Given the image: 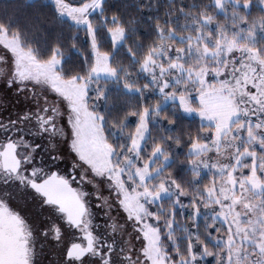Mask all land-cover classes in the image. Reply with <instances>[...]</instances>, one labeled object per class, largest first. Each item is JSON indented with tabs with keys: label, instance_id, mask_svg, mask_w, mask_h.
<instances>
[{
	"label": "snow or ice",
	"instance_id": "obj_1",
	"mask_svg": "<svg viewBox=\"0 0 264 264\" xmlns=\"http://www.w3.org/2000/svg\"><path fill=\"white\" fill-rule=\"evenodd\" d=\"M51 6L57 20L68 21L72 49H77V41L83 44L79 50L82 70L68 82L62 78L63 23L46 55L25 39L27 33L11 30V19L0 25V87L30 93L36 101L35 110L18 113L7 125L0 122V174L13 177L0 186V230L16 255L12 260L0 259V264H34L33 249L27 246L32 225L58 250L53 253L55 264H201L202 257L204 264H264V44L248 43L257 27L264 32V24L243 21L247 24L243 42L241 32L198 35V54L217 57L225 68L227 58L241 55L232 61L231 73L220 74L218 84L209 85L206 73L201 76L189 70L191 83L181 88L184 78L174 74L185 70L184 49H177L176 59L169 57L165 65L158 59L167 40L163 34L141 58L128 45V64H113L117 47L126 43L129 34L136 35L134 18L110 14L105 0H51ZM209 39L214 40L212 48L207 45ZM101 74L118 80L124 92L137 93L141 103L126 113L136 120L115 164L113 148L106 167L97 165L96 177L104 187L97 192L98 185H90L92 201H88L82 199L88 192L71 191L78 169L71 173L64 169L63 177L57 179L61 177L57 156L62 159L67 149L82 161L80 154L89 151L82 134L94 127L95 117L88 107L87 88L93 82L99 85ZM140 74L145 76L142 87ZM169 79H175V84ZM205 86L230 101V112L223 118L205 107ZM150 90L165 100L175 98L187 113L195 111L202 121L196 135L161 126V136L145 145L150 118L154 121L161 115L159 101L142 102ZM106 91V86H98L97 99L106 98ZM198 97L199 105L193 107ZM49 101H54V107H49ZM120 103L126 101L121 97ZM233 115L244 119L233 125ZM99 119L102 126L105 117ZM165 119L175 128L174 119L166 115ZM128 123L122 120L115 126L123 134ZM49 144L56 148L49 154V160L57 161L54 164L40 156ZM202 169L208 170V181L202 182ZM58 184L68 186L70 198L64 202L54 198ZM21 195L29 198L24 212L39 196L47 215L26 220L24 212L14 208ZM102 200L107 207L101 216L96 209L104 207ZM185 209L190 212L186 214ZM202 209L209 213L203 236ZM101 221L112 229L103 237Z\"/></svg>",
	"mask_w": 264,
	"mask_h": 264
},
{
	"label": "trees",
	"instance_id": "obj_2",
	"mask_svg": "<svg viewBox=\"0 0 264 264\" xmlns=\"http://www.w3.org/2000/svg\"><path fill=\"white\" fill-rule=\"evenodd\" d=\"M239 4H249L250 9L246 15L252 20L264 17L262 9L258 5L259 0H234ZM109 6V12L115 13L123 18L136 20V35L129 34L126 43L122 42L117 47L113 56V64H128L126 47L131 45V50L136 53L137 58H141L148 47L155 46V41L161 34L169 40L168 36L173 33L181 37L187 35L192 30V25L202 17L212 18L216 22H222L224 18L218 15L213 6L212 0H105ZM9 19L12 21V31L19 28L21 33H27L25 39L37 47L42 54H47V50L56 42L57 33L61 31L60 25H65L64 37L60 40L63 51V73L62 78L69 80L82 70V55L79 50L83 47L81 41H77V49L73 50L71 41L68 39L70 31L66 27L67 19L57 20L52 13L51 3L45 0H0V25H7ZM159 29V31H157ZM83 35V34H81ZM174 44L180 45L176 39H170ZM256 47L264 44V39L258 38ZM139 86H143L145 76L139 75ZM136 79V77H134ZM89 104L94 106L95 112L99 116H104L102 131L104 139L108 145L114 148L117 154L121 145L125 142V136L134 128L135 117H128L126 113L133 110L134 105L141 103L140 96L135 93H126L122 87L113 86L106 91V98L97 99L90 92ZM121 97L126 103H120ZM94 98V99H93ZM159 101V96L150 95L142 101L144 104H155ZM110 105H115L110 107ZM161 115L154 121L150 118L151 133L146 138L144 144L147 145L152 137L161 136L160 128L175 132L190 133L195 136L200 130V121L197 118L185 116L175 104L162 107ZM165 115L175 120V128H171ZM122 120L131 121L128 123L122 134L115 125ZM171 167V164L169 165ZM202 182L208 181L206 176H201ZM205 219H199L200 233L204 234Z\"/></svg>",
	"mask_w": 264,
	"mask_h": 264
},
{
	"label": "rangeland",
	"instance_id": "obj_3",
	"mask_svg": "<svg viewBox=\"0 0 264 264\" xmlns=\"http://www.w3.org/2000/svg\"><path fill=\"white\" fill-rule=\"evenodd\" d=\"M32 1V0H29ZM51 3V0H45ZM259 7L262 9L264 13V0L258 1ZM215 11L218 15L222 16L224 20L222 22H216L212 18L209 19V17H202L198 22L194 23L192 25V30L187 33L185 36H175L173 33H171L168 38L170 39H176L180 45L174 44L170 39L166 40V43L162 46V51L160 53V56L158 57L159 60H161L165 65H167L169 61V57L171 60H175L177 57V49L183 48L184 52L181 54L183 59L182 63L184 65L185 70L182 72L175 73V77H183L182 83L179 85L181 88L187 87L191 83V79L189 77V70H191L192 74L200 73L201 76H203L205 73L208 76L209 79V85H216L219 83L220 80V74H222L224 71H227L229 73L232 72V61L234 59H237L241 54L236 53L232 58H227V68H225L224 62H218V58L214 56H208L204 57L198 54L197 52V41L196 37L202 36L207 38L209 34H211L212 37H216L218 33L220 32H226L229 35H232L234 32H241L240 40L241 42L244 41L245 37L243 35L244 32L247 31V24H244L243 21H247L248 24H264V17L256 20H252L251 22L247 19L246 15L250 9L249 4H239L236 3L234 0H218V4H213ZM209 21V22H206ZM258 38L264 39V32L260 31L259 27H257L255 38L248 41L249 44L255 45L257 42L256 40ZM214 43V40H207V45L209 48H212ZM122 44V43H121ZM120 44V45H121ZM189 45H191V48H189ZM199 47L203 48V43L199 45ZM246 55V54H245ZM239 66L238 64L236 65ZM167 76H172V73L166 74ZM142 76H144L142 74ZM95 79V78H94ZM231 79V77H229ZM66 82L70 81L64 79ZM100 84L97 85L95 82L88 85L87 92L90 94V92L93 93L94 97L97 98V87L104 88L106 86L107 89L112 88L113 86H121L120 82L118 80H115L113 78H110L107 75L101 74L99 77ZM175 79H169V83L175 84ZM195 90V89H193ZM206 95L204 97V105L208 109L209 112L214 114L218 118H223L225 115H227L230 112L231 103L230 101L219 91H213L210 86H205ZM147 96L150 95H158V93H155L154 91H149ZM161 103L159 104V110L162 107H165L170 104H175L179 107L178 101L174 98L171 100H165L162 97H160ZM91 97L88 96V107L91 109V112L94 114V127L87 128L84 130V133L82 135L85 136L86 142L89 145V151L88 152H82L81 155L83 157H86L89 161L94 163L95 168H97V165H103L106 167V158L110 154L112 147L107 144V142L104 139L101 121L99 119L98 113L95 112L94 106L89 104ZM94 99V98H93ZM92 100V99H91ZM200 98L198 97L195 102H193V107H197L199 105ZM180 109V108H179ZM180 111L189 118H197L200 123L202 124V121L200 120V117L197 115L195 111L191 113H187L180 109ZM244 119L242 115L232 116L231 123L233 125L237 124L239 120ZM146 140V139H145ZM145 142V141H144ZM116 155L117 152L115 151V154H112L111 162L115 164L116 162ZM202 175L206 176L208 180L210 177L208 176V170L202 169L201 170ZM167 198V197H165ZM190 212V209H185V213L187 214ZM209 213L202 209L200 212L199 219H205V216H207ZM246 219V217L241 218ZM201 264H204V258H201Z\"/></svg>",
	"mask_w": 264,
	"mask_h": 264
},
{
	"label": "flooded vegetation",
	"instance_id": "obj_4",
	"mask_svg": "<svg viewBox=\"0 0 264 264\" xmlns=\"http://www.w3.org/2000/svg\"><path fill=\"white\" fill-rule=\"evenodd\" d=\"M49 107H54V101H49ZM35 108L36 101L31 98L30 93L18 92L17 89H9L6 85L0 87V122H4V124L7 125V122L10 119H14L18 113L35 110ZM74 121L75 116L73 115V122ZM55 152V146L53 144H49L48 149L46 151L42 150L40 156L43 158L45 163L54 164L57 161L49 160V154ZM57 160L60 163L59 171L61 172V177L57 179L63 177L64 169H67L69 173H71L74 169H78L75 185L72 187L71 191H74L77 195H79L82 191L88 192L89 195L82 197V199L92 201L90 190V185L92 184L98 185L96 188L97 192L102 191L104 185L97 180L95 172L97 168H95L94 163L89 161L86 157H83V160L81 161L79 157L74 158L72 153L65 149L63 158L60 159L59 156H57ZM12 179L13 177L11 176L0 174V186H3L7 181ZM57 188L58 193H54V198L56 200L64 202L65 198H70V192L67 185L58 184ZM26 199L29 198L23 195L18 196L14 202L15 210L24 212V201ZM35 200L36 203L32 205V208L29 211L24 212L26 220L32 219L33 215H38L40 219H43L44 216L47 215V213L43 212V206L40 204V197L36 196ZM101 204L104 205V207L96 209V211L98 215L102 216L107 205L103 200L101 201ZM51 211L53 215L57 214V210L51 209ZM29 230L33 233V235L29 237L27 246L33 249L34 264H55L53 260V253H57L58 250L54 247L53 243L39 234V229L36 225L30 226ZM117 231H119V229H117ZM111 232L112 229L105 226L103 221H101V236L103 237L105 234H109ZM15 258L16 255L9 250V242L7 240L6 233L0 230V259L12 260Z\"/></svg>",
	"mask_w": 264,
	"mask_h": 264
}]
</instances>
